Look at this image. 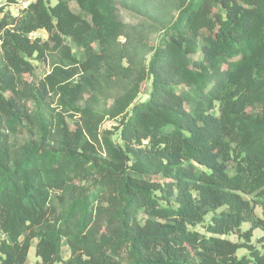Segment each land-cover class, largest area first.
I'll use <instances>...</instances> for the list:
<instances>
[{"label":"trees","instance_id":"trees-1","mask_svg":"<svg viewBox=\"0 0 264 264\" xmlns=\"http://www.w3.org/2000/svg\"><path fill=\"white\" fill-rule=\"evenodd\" d=\"M118 2L0 6V264H264V0H179L140 64Z\"/></svg>","mask_w":264,"mask_h":264},{"label":"rangeland","instance_id":"rangeland-1","mask_svg":"<svg viewBox=\"0 0 264 264\" xmlns=\"http://www.w3.org/2000/svg\"><path fill=\"white\" fill-rule=\"evenodd\" d=\"M55 0H51L53 4ZM179 0H119L117 3V16L118 18L127 25L128 28L132 29L133 39L126 41L124 38H120L118 46L120 48H129L132 52L135 53V61L137 63H143L151 55L153 49L157 46L160 41V38L163 35L165 28L171 23L176 15L177 4ZM4 8V12H8L11 15H17L20 11L19 8L14 4H7L0 0V6ZM70 8L74 12H79L80 8L75 2H70ZM2 14H0V17ZM31 37H39L41 40H47L48 35L45 30H38L31 34ZM69 43L72 54L76 57L82 55V49L75 43L67 40ZM195 55V57H197ZM31 65L28 67L27 71L24 73V78L26 81L39 86L38 82L41 80L45 74L50 71L51 60L48 58H31ZM150 79H145L140 85V93L138 95V100L147 99L148 93L150 92ZM118 91L115 89L106 95H110L111 98L105 102L103 97L100 98V107L107 106L111 101L113 96L116 95ZM34 101H27V106L32 108L34 106ZM41 107L47 112L60 110L57 106L55 98L47 99V101L39 102ZM38 105V104H37ZM70 126H73L75 121H78V116H66L65 117ZM117 125L116 120L104 118L100 129H112L115 131L114 127ZM248 197V196H247ZM257 215H261V209L257 206L255 209ZM250 227V223L245 222L241 226V230L244 231ZM200 229V227H197ZM263 234V231L260 229L253 230V235L251 237V242L254 245H258L257 239ZM4 235L0 232V239ZM228 238L231 240H238L236 234L228 235ZM245 252V250H239V254ZM62 255L63 257L68 256V249L65 242L62 246ZM35 256V240L32 241V245L29 249L27 260L24 264H34L37 261Z\"/></svg>","mask_w":264,"mask_h":264},{"label":"built area","instance_id":"built-area-1","mask_svg":"<svg viewBox=\"0 0 264 264\" xmlns=\"http://www.w3.org/2000/svg\"><path fill=\"white\" fill-rule=\"evenodd\" d=\"M13 1H14L13 4L16 5V7L21 10L26 8L32 0H13Z\"/></svg>","mask_w":264,"mask_h":264}]
</instances>
